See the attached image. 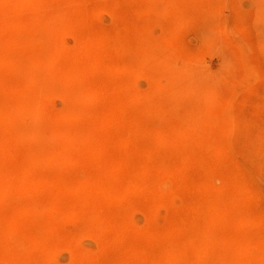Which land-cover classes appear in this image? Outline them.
<instances>
[{
  "label": "rangeland",
  "instance_id": "obj_1",
  "mask_svg": "<svg viewBox=\"0 0 264 264\" xmlns=\"http://www.w3.org/2000/svg\"><path fill=\"white\" fill-rule=\"evenodd\" d=\"M0 264H264V0H0Z\"/></svg>",
  "mask_w": 264,
  "mask_h": 264
}]
</instances>
